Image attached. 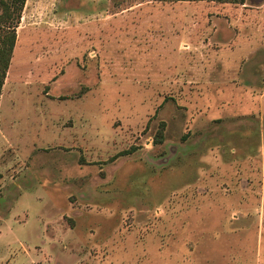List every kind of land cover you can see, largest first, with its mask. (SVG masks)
<instances>
[{
    "label": "rangeland",
    "instance_id": "1",
    "mask_svg": "<svg viewBox=\"0 0 264 264\" xmlns=\"http://www.w3.org/2000/svg\"><path fill=\"white\" fill-rule=\"evenodd\" d=\"M16 32L0 264H264V0H27Z\"/></svg>",
    "mask_w": 264,
    "mask_h": 264
},
{
    "label": "trees",
    "instance_id": "2",
    "mask_svg": "<svg viewBox=\"0 0 264 264\" xmlns=\"http://www.w3.org/2000/svg\"><path fill=\"white\" fill-rule=\"evenodd\" d=\"M26 1L27 0H0V99L14 54L17 40L16 28L20 22ZM218 1L224 2V0ZM241 2H244V0H241ZM164 130L165 124L162 123L155 138L156 144H162L164 142Z\"/></svg>",
    "mask_w": 264,
    "mask_h": 264
}]
</instances>
